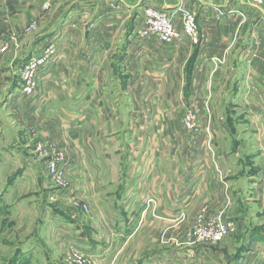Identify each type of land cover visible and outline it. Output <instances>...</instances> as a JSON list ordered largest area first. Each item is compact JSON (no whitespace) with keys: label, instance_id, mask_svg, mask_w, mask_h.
<instances>
[{"label":"crops","instance_id":"crops-1","mask_svg":"<svg viewBox=\"0 0 264 264\" xmlns=\"http://www.w3.org/2000/svg\"><path fill=\"white\" fill-rule=\"evenodd\" d=\"M147 6L179 28L195 13L199 43L143 35ZM31 59H44L39 96L24 100ZM188 109L199 112V134L183 126ZM6 111L18 134L2 141L24 164L10 174L34 176L40 218L100 264L229 257L222 242L182 243L198 216L221 210L238 240L229 260L264 253V1L0 0ZM37 141L65 152L68 187L51 193Z\"/></svg>","mask_w":264,"mask_h":264},{"label":"rangeland","instance_id":"rangeland-1","mask_svg":"<svg viewBox=\"0 0 264 264\" xmlns=\"http://www.w3.org/2000/svg\"><path fill=\"white\" fill-rule=\"evenodd\" d=\"M46 53H50L48 49ZM196 113L199 119V112L196 111ZM12 115L13 113L10 111L0 112V149L4 147V158L0 159V163H3L0 168V194L2 192L4 195L2 204L4 203V210L7 211V213L6 211L3 214L0 213V264H78L74 253L81 249L77 248L74 242L71 241L72 244H70L64 240L62 235L57 234L53 229L54 225L57 226L55 223L40 218L37 205L38 196H36V200L34 199V193L37 192L36 178L28 174L20 177L10 174L18 164V166L24 165L21 160L9 155L12 148L2 141L3 138L8 140L18 134L16 129H11L12 120L10 118ZM199 133L200 131L196 134ZM47 171L44 169L43 173L46 174ZM48 174V180L50 179V184L54 186L51 193L56 192L55 186L58 187V185L51 180L50 174ZM12 178L16 180L14 186L3 191L4 185L11 182ZM50 195V198H55L57 194ZM46 197L48 198V196ZM222 243H224V247H230L229 257L223 255L220 258L219 254L214 252L210 261L206 260L201 264H253V262L254 264H264V253L260 251H258V255L245 253L243 260L241 259L239 262L229 260L236 257L238 240H236L235 234L228 236Z\"/></svg>","mask_w":264,"mask_h":264},{"label":"built area","instance_id":"built-area-1","mask_svg":"<svg viewBox=\"0 0 264 264\" xmlns=\"http://www.w3.org/2000/svg\"><path fill=\"white\" fill-rule=\"evenodd\" d=\"M263 1L250 0L254 4H260ZM141 21L145 25L142 34L154 37L163 46L175 48L187 39L195 44L200 41V35L197 30V17L193 12L186 11L184 13L183 24L179 28L165 10L155 6H147L141 14ZM36 28L37 21L33 20L26 27V31L29 32ZM43 61L44 59H31L22 69L20 93L24 100L38 98L39 96V68ZM183 126L191 133L200 131L198 114L195 110L188 109L185 112ZM35 148L40 154L47 157L46 166L51 180L58 186L68 187L65 152L48 141H37ZM84 208L87 209L86 206ZM234 228L233 221L225 215L223 210L208 217L202 214L195 219L192 227L182 238V243L189 247L219 243L230 236ZM74 257L78 264H100L95 255L83 250H76Z\"/></svg>","mask_w":264,"mask_h":264}]
</instances>
